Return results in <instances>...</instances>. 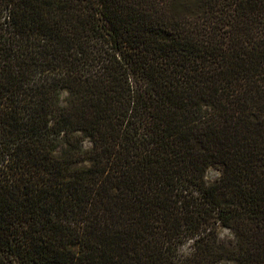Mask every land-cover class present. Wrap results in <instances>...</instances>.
<instances>
[{"label": "trees", "instance_id": "1", "mask_svg": "<svg viewBox=\"0 0 264 264\" xmlns=\"http://www.w3.org/2000/svg\"><path fill=\"white\" fill-rule=\"evenodd\" d=\"M221 260L264 264V0H0V264Z\"/></svg>", "mask_w": 264, "mask_h": 264}, {"label": "rangeland", "instance_id": "2", "mask_svg": "<svg viewBox=\"0 0 264 264\" xmlns=\"http://www.w3.org/2000/svg\"><path fill=\"white\" fill-rule=\"evenodd\" d=\"M218 176V172L213 168H208L205 172V180L207 182H212ZM217 234L220 240H227L231 238V233L224 227H218ZM216 264H234V262L230 260H221Z\"/></svg>", "mask_w": 264, "mask_h": 264}]
</instances>
